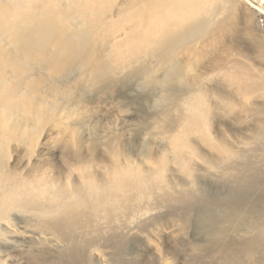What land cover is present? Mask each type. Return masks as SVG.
<instances>
[{"label":"bare ground","instance_id":"obj_1","mask_svg":"<svg viewBox=\"0 0 264 264\" xmlns=\"http://www.w3.org/2000/svg\"><path fill=\"white\" fill-rule=\"evenodd\" d=\"M252 1L0 0V178H11L13 166L6 169L8 163L4 158L10 142L30 137L27 132L31 128L40 129L44 123H52L59 129L69 126L74 112L79 111L86 96L97 88L111 95L115 93L113 87L119 83L124 88L142 78L139 83L131 85V97L145 103L150 101L152 94L155 103L161 97L156 91L160 79L154 78L155 86L151 88L149 74L158 69L164 73L161 84L169 94L180 89L175 85L177 78L189 76L203 80L201 92L199 82L194 86L196 91L185 95L183 114L167 126L168 133L158 134L160 143L151 144L155 149L145 139L144 143L149 145L144 149L147 153L145 159L150 163L146 169L126 163L128 161L114 163L116 172L113 177L108 173L102 180L90 174L92 182L87 181L89 193L76 201L74 193L64 190L62 196H47L46 193L44 196L42 185L37 187V192L25 187L17 192V197L23 201L22 211L33 209L37 217L47 216L48 226L55 231L60 228L61 218L72 223L75 210H90L94 215L106 218L107 209L110 213H117L121 203L126 209L131 198L129 194L125 198L128 191L146 190L152 184L168 188L172 200L184 202L188 196L186 193L172 192L171 180L166 175L169 168L164 151L171 149L174 152L173 156L169 155L171 162L187 174L192 169L190 160L198 156L195 139L200 137L208 146L232 151L217 144L209 134L207 119L214 96L222 95L209 83L213 79L224 80L225 85L235 91V101H231L235 106H250L258 112L261 99L264 102V75L259 60L247 62L249 53L245 46L236 48L231 34L237 20L245 14L247 19L242 26L245 36H250L255 53L264 56V42L255 45L264 40L259 24L251 13L245 12L247 3ZM228 51L235 53L231 59L226 57ZM130 65L133 66L132 73L138 77H130L124 72ZM147 81L150 85L143 88L140 83ZM144 90L149 92L142 94ZM206 93L210 94V100L205 98ZM58 98L62 101L60 105H56L58 101L55 99ZM129 98L127 94H120L115 100L126 105L133 103ZM124 114L130 115L132 111L126 110ZM9 119L14 122L4 124V120ZM17 130L23 132L21 138L18 135L19 139ZM93 158L95 155L79 151L77 161L88 165ZM254 163L257 164L253 162L251 166ZM80 164L79 168L83 166ZM80 170L84 171L85 167ZM229 170L228 173L238 182L254 183L256 177L240 173L235 166ZM183 184L181 181L180 185ZM32 192L42 194L39 202L47 204L45 209L44 205L38 207L30 202ZM260 215L254 221L255 233L239 241L236 247L231 241L228 243L229 249H236V264H264V251L259 247L264 243V213ZM102 243L94 246L101 247Z\"/></svg>","mask_w":264,"mask_h":264},{"label":"rangeland","instance_id":"obj_2","mask_svg":"<svg viewBox=\"0 0 264 264\" xmlns=\"http://www.w3.org/2000/svg\"><path fill=\"white\" fill-rule=\"evenodd\" d=\"M245 12L255 17L264 38V0L247 3ZM245 18L243 14L237 20L231 33L234 44L236 48L245 46L249 53L247 60L242 56L241 59L250 63L259 60L264 75V56L255 53L250 36H245L242 28ZM234 54L228 51L226 57L231 59ZM207 64L212 67L211 62ZM132 68L130 65L124 72L138 77ZM202 70L207 71L203 67ZM161 71L149 74L151 88L155 86L154 78L160 79L156 91L161 97L155 103L152 94L145 103L131 97V85L142 78L124 88L119 83L111 95L97 88L86 96L79 111L74 112L69 126L64 123L66 127L60 125L59 129L52 123H44L40 129L31 128L27 132L30 137L10 142L4 158L8 163L6 169L13 166L11 178H0V264H236V249H229L228 243L231 241L236 247L239 241L255 233L254 221L264 213V102L261 99L258 112L250 106H235L231 102L235 101V91L221 78L222 81L213 79L209 83L222 93L218 98L214 96L210 108L209 134L217 144L232 151L208 146L200 137L195 139L198 156L190 160L189 174L171 162L170 156L174 154L171 149L164 151L172 192L186 193L184 202L172 200L168 188L152 184L146 190L128 191L125 198L128 194L131 198L126 209L123 203L117 213L107 209L106 218L90 210H75L72 223L61 218L60 228L55 231L48 226L47 216L37 217L33 209L22 211L23 201L17 192L25 187L37 192V187L42 185L44 196L45 193L58 196L64 190L74 193L76 201L89 193L90 174L102 180L108 173L113 177L114 163L119 161L143 169L150 166L145 159L144 149L149 147L145 139L155 149L151 144L160 143L158 134L168 133L167 126L183 114L185 95L196 91L194 86L199 82L201 92L203 85L201 78H177L175 85L180 89L174 86L178 91L169 94L161 84L164 76ZM140 84L145 88L150 82ZM120 94H127L133 103L118 104L115 98ZM204 95L210 100L209 93ZM55 100L56 105L62 103L59 98ZM129 109L132 114H124ZM13 122V119L4 120L6 125ZM148 132L150 135H145ZM20 134L23 132L17 130L16 136ZM79 151L95 155L88 165L79 162L84 171L77 161ZM253 162L257 164L251 166ZM151 164L154 166L153 160ZM232 166L240 173L256 177L254 183L238 182L228 173ZM34 192L30 193V202L38 207L44 205L45 209L47 204L39 202L42 194ZM94 242H103V246L95 247ZM259 247L264 251V243Z\"/></svg>","mask_w":264,"mask_h":264}]
</instances>
